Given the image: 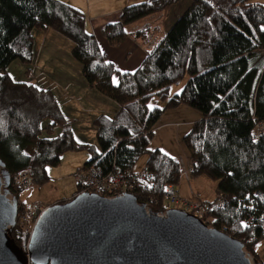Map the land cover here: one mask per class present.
<instances>
[{"label":"trees","instance_id":"trees-1","mask_svg":"<svg viewBox=\"0 0 264 264\" xmlns=\"http://www.w3.org/2000/svg\"><path fill=\"white\" fill-rule=\"evenodd\" d=\"M180 1L128 4L116 21L102 27L110 46L125 37L149 46L134 71L120 72L99 50L81 9L63 0H0V159L10 181L25 171L34 186L49 181L47 167L57 165L62 153L77 149L89 152L82 167L103 173L146 166L150 187L131 192L138 202L163 213L164 186L177 183L181 170L177 157L150 142L164 111L186 104L201 114L181 137L195 163L189 173L212 179L215 192L226 196V204L210 211L206 224L240 240L245 253L260 263L253 246L264 238V134L256 141L251 134L254 123L264 120V3L187 0L165 34L149 44L158 27L137 22ZM33 29H53L69 39L70 54L87 83L118 103L113 116L93 119L98 149L75 139L49 89L15 80L6 71L13 60L29 68ZM185 76L180 91L169 95L171 85ZM54 128L59 130L54 137L41 134ZM149 196L157 201L150 202ZM11 237L24 251L28 234L17 218Z\"/></svg>","mask_w":264,"mask_h":264},{"label":"water","instance_id":"water-1","mask_svg":"<svg viewBox=\"0 0 264 264\" xmlns=\"http://www.w3.org/2000/svg\"><path fill=\"white\" fill-rule=\"evenodd\" d=\"M17 204L0 159V264H260L240 240L180 208L154 212L132 192L46 205L23 251L11 237Z\"/></svg>","mask_w":264,"mask_h":264},{"label":"crops","instance_id":"crops-1","mask_svg":"<svg viewBox=\"0 0 264 264\" xmlns=\"http://www.w3.org/2000/svg\"><path fill=\"white\" fill-rule=\"evenodd\" d=\"M63 1L81 9L84 12L86 17V28L94 35L99 50L105 55L106 60L111 62L118 71L132 72L139 66L146 55L145 50L149 48L148 44H144L140 40L134 39L132 37H125L119 45L110 46L101 34V29L105 24L116 21L120 16L121 9L125 5L143 0ZM187 3L188 1L185 0L182 3H178L180 6L177 8L174 7L178 4H174L166 8L165 11L174 9V11H176L175 13L179 14L178 12H181ZM153 15L144 17L137 22V25H141L149 20L151 21L154 17ZM31 33L33 40L32 61L33 59H36V56H38V59L40 60V69L39 71H36L37 64L34 63V67H32L31 61L28 68L29 71L27 82L34 84L36 83V85L40 87L49 89L55 95L64 116L72 121V127L74 124L73 134L76 139L81 138L85 133L88 132L95 134L93 119L100 114L106 115L108 117L113 116L119 106L118 103L113 99L101 94L97 89L87 83L81 73L80 64L70 54L72 42L69 39L60 35L53 29H33ZM157 39H159V36L154 33L150 37L151 42H149V44H152V42L156 41ZM59 50H61L60 54ZM48 59L51 60V64L48 66L49 72L42 65V61L46 62ZM173 109H180L178 111H184V113H189L190 111L187 108H184L183 104ZM191 113L193 116H195L193 119H189V121H176L178 122L176 123L178 125L175 124L173 127L171 125L173 123L169 122H173L174 114L166 116H163L162 114V121L159 124H156L155 128H171L173 135L177 140L179 127L181 126L179 123L183 124V122H192L201 118V116H197L193 112ZM189 128L183 134H185ZM168 130L170 131V129ZM155 148L161 150V148L158 146ZM163 148L168 150L165 146ZM180 154L182 153L180 152L176 157H178ZM73 193L60 197V199H55V202L62 199H68ZM195 194L206 201H211L214 197V195L211 198L207 196L202 197L198 194V192H195ZM181 195L188 196L182 193Z\"/></svg>","mask_w":264,"mask_h":264},{"label":"rangeland","instance_id":"rangeland-1","mask_svg":"<svg viewBox=\"0 0 264 264\" xmlns=\"http://www.w3.org/2000/svg\"><path fill=\"white\" fill-rule=\"evenodd\" d=\"M181 2L182 0L179 3ZM256 2L264 3V0H257ZM178 6L180 5L178 4L174 8H177ZM165 10L166 9L155 13L153 15L154 16L153 19L151 20L152 25L158 27L156 35H158L159 37H162L165 34L166 30L172 25L174 20L183 11L182 10L181 12H178L179 14H176L175 13L176 11H174V9H170L169 11H165ZM149 21H146V22H149ZM60 53H61V50H59V54ZM34 63L37 64L36 71H39L40 60L38 59V56H36V59H33L32 67H34L33 66ZM50 64H51L50 59H48V61L46 62L42 61L43 67L48 72H49L48 66ZM6 71L15 80H20V81H25V82L28 81L27 77H28L29 70L27 69V66L18 62L17 60H13L6 67ZM186 79H187V76H185L179 82L172 84L169 90V95H172L173 93H177L178 91H180ZM183 106L184 108H187L188 110H190L189 113L188 112L184 113V111H178L180 109H167L164 111L163 116L174 114L173 122H169V123H173L171 124L172 127L176 123H178L176 121H181V120L189 121V119H193V117L195 116H193L191 112L195 113L197 116H201L198 110L186 104H183ZM174 110H177V111H174ZM163 116L158 119L157 124H159L162 121ZM66 119L70 122L71 129L73 132L74 124L72 127V121H70L67 117ZM46 121L47 120L43 121L44 124L46 123ZM192 122H183V124L179 123L181 126L179 127L177 140L175 136L173 135V131L171 130V128H166V127L165 128H162V127L155 128L154 134L150 142V146L153 148L158 146L161 148V150L164 149L163 147L165 146L167 147L168 150L164 149L166 152L164 150L163 151L167 154L174 155L175 157L180 152L181 153L185 152L184 154L187 155L186 149L181 143V137H182V134L190 127V124ZM168 129H170V131ZM58 132L59 130L55 128L54 130L52 129L51 131L47 129H43L41 134L43 136L49 135L51 137L52 136L54 137L57 135ZM76 140L81 143H87V144L93 145L96 149H98V144L96 141L95 134H91L90 132H88V133H85L81 138H78ZM31 147L33 148V146ZM88 158H89V152L85 149H77L73 151L64 152L60 155L59 163L57 165L47 167V174L49 176V181L45 185L34 186V185H31V182H30V186L26 190H23L19 195L18 194L15 195L14 193L13 194L17 197L18 202L20 201L24 203L25 205H31L34 202L40 203L41 205H44V206L51 204L56 201L55 199H60V197L69 195L76 191L78 181H79L80 170L84 162ZM141 160L138 163H141ZM178 182H179L180 192L182 194L188 195V183L181 177L179 178ZM189 184L192 187V189L196 193L198 192V194L201 195L202 197L207 196L211 198L215 193V184H216L215 181H213L212 179L204 175H193L189 173ZM76 193H79V192H76ZM73 195L74 194H72L71 196ZM200 199L203 200V198L201 197ZM253 251L257 259L260 261V263L264 264V238H261L257 243L254 244Z\"/></svg>","mask_w":264,"mask_h":264},{"label":"built area","instance_id":"built-area-1","mask_svg":"<svg viewBox=\"0 0 264 264\" xmlns=\"http://www.w3.org/2000/svg\"><path fill=\"white\" fill-rule=\"evenodd\" d=\"M178 125V124H176ZM264 134V120L254 123L251 138L258 140ZM180 166V177L188 183V196L180 193L179 182L167 183L162 193L164 210L170 208L183 209L207 223V215L215 208H221L226 204V196L221 192H215L211 201L201 200L193 191L189 184V171L195 167V163L188 159L184 153L178 157ZM152 176L146 166L134 170H119L114 167L107 172L92 167H82L79 175L78 192H95L105 196H113L123 192H131L134 188L140 187L148 189L151 185ZM30 186V178L27 172H18L10 181L12 192L20 194ZM110 194V195H109ZM256 195V192L255 194ZM148 200L155 203L157 200L149 196ZM46 205L32 203L25 205L18 203L17 219L20 229L28 234L31 233L34 222Z\"/></svg>","mask_w":264,"mask_h":264},{"label":"clouds","instance_id":"clouds-1","mask_svg":"<svg viewBox=\"0 0 264 264\" xmlns=\"http://www.w3.org/2000/svg\"><path fill=\"white\" fill-rule=\"evenodd\" d=\"M12 192V191H11ZM19 203V202H18ZM17 207H18V204H17Z\"/></svg>","mask_w":264,"mask_h":264},{"label":"snow or ice","instance_id":"snow-or-ice-1","mask_svg":"<svg viewBox=\"0 0 264 264\" xmlns=\"http://www.w3.org/2000/svg\"><path fill=\"white\" fill-rule=\"evenodd\" d=\"M262 30H264V29H262ZM245 226H247V225H245Z\"/></svg>","mask_w":264,"mask_h":264}]
</instances>
